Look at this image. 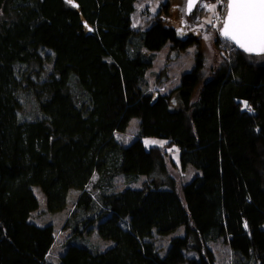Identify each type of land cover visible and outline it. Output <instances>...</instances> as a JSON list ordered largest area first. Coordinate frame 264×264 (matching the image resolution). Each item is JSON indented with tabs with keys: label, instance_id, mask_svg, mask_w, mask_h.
<instances>
[{
	"label": "trees",
	"instance_id": "16d2710c",
	"mask_svg": "<svg viewBox=\"0 0 264 264\" xmlns=\"http://www.w3.org/2000/svg\"><path fill=\"white\" fill-rule=\"evenodd\" d=\"M137 1L0 0V264H55L54 225L32 219L36 186L48 213L73 201L58 264H216L220 240L231 264H264V54L218 33L230 52L209 69L201 39L180 37L171 0L146 30L132 26ZM168 44L172 59L197 44L195 65L169 94L145 92ZM134 117L139 134L124 146L116 133ZM148 137L201 175L179 187ZM118 176L147 179L117 191ZM96 230L113 245L88 244Z\"/></svg>",
	"mask_w": 264,
	"mask_h": 264
},
{
	"label": "rangeland",
	"instance_id": "374dc122",
	"mask_svg": "<svg viewBox=\"0 0 264 264\" xmlns=\"http://www.w3.org/2000/svg\"><path fill=\"white\" fill-rule=\"evenodd\" d=\"M170 0H138L136 2V10L132 15V26L136 30H146L152 17H155L163 6ZM187 0H171V8L173 13L174 25L180 37H186L189 34L195 35L201 39L205 53L207 68H217L221 62V52L229 54L228 47L221 44L218 46L217 39L221 23L224 17L225 10H222V5L227 3V0H201L195 10L194 18L186 15ZM194 13V12H193ZM192 13V14H193ZM191 14V15H192ZM226 14V13H225ZM221 48L224 50L221 51ZM170 45H166L160 51L155 52V61L146 74L143 89L145 92H158L160 94H169L172 90L178 87L181 83L184 73L189 72L195 65V57L197 53V44L181 51L177 58L172 59L169 56ZM30 101L27 102V109ZM139 134V119L134 117L131 119L128 127L124 132L116 133L117 140L124 146L129 145ZM143 142L147 148L162 147L167 150V161L169 165V173L176 180L178 186L191 181L195 176L201 175V171L191 166L183 169L180 163V150L175 145H169L168 140L148 137L144 138ZM147 177H141L139 180H130L124 176H118L114 179V188L120 191L124 188H140L143 181ZM97 180L94 177L93 185ZM35 195L40 201V208L32 214V219L39 224L52 223L56 231V241L50 252L49 260L55 264L61 262L63 255L64 243L70 236L71 232H66L63 226L72 209L71 203L62 211L57 213L46 212V200L39 187L33 188ZM77 194V193H76ZM77 196V195H76ZM74 193L72 194L73 198ZM185 228L181 227L178 231L171 233L158 241L159 246L168 248L171 240L176 236H183ZM87 243L98 247L102 250L108 249L113 245V242L104 240L99 237L97 230L86 236ZM211 248L216 256V264H231L232 253L229 246L222 240L212 243Z\"/></svg>",
	"mask_w": 264,
	"mask_h": 264
},
{
	"label": "snow or ice",
	"instance_id": "6c2138e0",
	"mask_svg": "<svg viewBox=\"0 0 264 264\" xmlns=\"http://www.w3.org/2000/svg\"><path fill=\"white\" fill-rule=\"evenodd\" d=\"M228 8L224 35L245 51H264V0H228Z\"/></svg>",
	"mask_w": 264,
	"mask_h": 264
},
{
	"label": "water",
	"instance_id": "95a60500",
	"mask_svg": "<svg viewBox=\"0 0 264 264\" xmlns=\"http://www.w3.org/2000/svg\"><path fill=\"white\" fill-rule=\"evenodd\" d=\"M201 0H191V3H190V0H187L186 2V15L187 16H190L197 8L198 4L200 3ZM227 8H228V0H227ZM229 11V8L227 10V13ZM227 13H226V16H225V19H224V23H225V20L227 18ZM224 23L222 25V28L219 30V35L222 39L232 43L236 48H238L241 52L245 53V54H248V55H252V56H257V55H263L264 54V51H245L244 48H241L234 40L226 37L224 35Z\"/></svg>",
	"mask_w": 264,
	"mask_h": 264
},
{
	"label": "built area",
	"instance_id": "2783aa9c",
	"mask_svg": "<svg viewBox=\"0 0 264 264\" xmlns=\"http://www.w3.org/2000/svg\"><path fill=\"white\" fill-rule=\"evenodd\" d=\"M222 10H225V13H227V10H228V8H227V3H225V5H222ZM224 13V17L222 18V21H221V23H223L224 22V19H225V16H226V14Z\"/></svg>",
	"mask_w": 264,
	"mask_h": 264
}]
</instances>
